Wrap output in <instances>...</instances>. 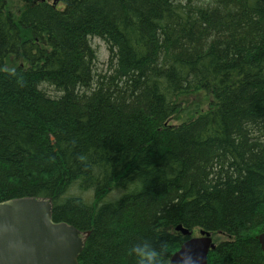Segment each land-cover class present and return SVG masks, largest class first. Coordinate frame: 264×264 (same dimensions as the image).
Segmentation results:
<instances>
[{
  "label": "trees",
  "instance_id": "obj_1",
  "mask_svg": "<svg viewBox=\"0 0 264 264\" xmlns=\"http://www.w3.org/2000/svg\"><path fill=\"white\" fill-rule=\"evenodd\" d=\"M56 1L0 0V202L49 199L78 264H170L177 226L264 264V0Z\"/></svg>",
  "mask_w": 264,
  "mask_h": 264
},
{
  "label": "water",
  "instance_id": "obj_2",
  "mask_svg": "<svg viewBox=\"0 0 264 264\" xmlns=\"http://www.w3.org/2000/svg\"><path fill=\"white\" fill-rule=\"evenodd\" d=\"M51 210L49 199L23 197L0 202V264H78L83 235L71 225L54 222ZM175 231L184 237L192 233L181 226ZM258 241L264 251V232ZM210 250H214L210 234L202 231L173 254L170 264L182 251L190 252L196 264H207Z\"/></svg>",
  "mask_w": 264,
  "mask_h": 264
},
{
  "label": "clouds",
  "instance_id": "obj_3",
  "mask_svg": "<svg viewBox=\"0 0 264 264\" xmlns=\"http://www.w3.org/2000/svg\"><path fill=\"white\" fill-rule=\"evenodd\" d=\"M136 257L137 264H169L162 249H155L147 241L133 244L129 249ZM174 264H196V258L187 251H182Z\"/></svg>",
  "mask_w": 264,
  "mask_h": 264
},
{
  "label": "rangeland",
  "instance_id": "obj_4",
  "mask_svg": "<svg viewBox=\"0 0 264 264\" xmlns=\"http://www.w3.org/2000/svg\"><path fill=\"white\" fill-rule=\"evenodd\" d=\"M6 2V4L9 6V8L16 12L17 10H19L20 8H22V6L25 4L26 0H4ZM48 2L50 3H54L55 5H57V1L56 0H48ZM93 47L96 50V55H97V63L96 66L99 70H103L105 68V63L108 57L107 54V49L105 44L99 40V39H94L93 43H92Z\"/></svg>",
  "mask_w": 264,
  "mask_h": 264
},
{
  "label": "bare ground",
  "instance_id": "obj_5",
  "mask_svg": "<svg viewBox=\"0 0 264 264\" xmlns=\"http://www.w3.org/2000/svg\"><path fill=\"white\" fill-rule=\"evenodd\" d=\"M202 232V231H201Z\"/></svg>",
  "mask_w": 264,
  "mask_h": 264
}]
</instances>
